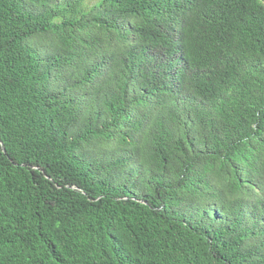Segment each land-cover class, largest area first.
I'll list each match as a JSON object with an SVG mask.
<instances>
[{"label":"trees","instance_id":"1","mask_svg":"<svg viewBox=\"0 0 264 264\" xmlns=\"http://www.w3.org/2000/svg\"><path fill=\"white\" fill-rule=\"evenodd\" d=\"M0 264H264V0H0Z\"/></svg>","mask_w":264,"mask_h":264}]
</instances>
